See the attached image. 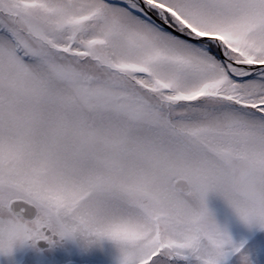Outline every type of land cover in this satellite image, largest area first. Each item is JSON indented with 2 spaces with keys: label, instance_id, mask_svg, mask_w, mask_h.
<instances>
[{
  "label": "snow or ice",
  "instance_id": "snow-or-ice-1",
  "mask_svg": "<svg viewBox=\"0 0 264 264\" xmlns=\"http://www.w3.org/2000/svg\"><path fill=\"white\" fill-rule=\"evenodd\" d=\"M211 194L264 231V0H0V256L252 264Z\"/></svg>",
  "mask_w": 264,
  "mask_h": 264
},
{
  "label": "rangeland",
  "instance_id": "rangeland-1",
  "mask_svg": "<svg viewBox=\"0 0 264 264\" xmlns=\"http://www.w3.org/2000/svg\"><path fill=\"white\" fill-rule=\"evenodd\" d=\"M209 208L215 214L218 223L227 228L237 245L243 244L244 253L247 254L252 264H264V231L250 228L239 220L222 197L211 194ZM79 261L72 264H115L116 253L110 244L97 248L90 253L81 254L77 246ZM0 264H11L8 257L0 256ZM52 264V263H51ZM183 264V262H181ZM230 264H241L240 256H234Z\"/></svg>",
  "mask_w": 264,
  "mask_h": 264
},
{
  "label": "flooded vegetation",
  "instance_id": "flooded-vegetation-1",
  "mask_svg": "<svg viewBox=\"0 0 264 264\" xmlns=\"http://www.w3.org/2000/svg\"><path fill=\"white\" fill-rule=\"evenodd\" d=\"M41 249H47V245L44 242H41ZM67 249H70L73 252L74 256H78L77 245L74 243H69L65 246ZM64 250H57L58 254L62 253ZM11 264H51L52 263V254L47 253H37L31 248H20L18 249L14 256L9 258ZM79 261L77 258H72V262Z\"/></svg>",
  "mask_w": 264,
  "mask_h": 264
}]
</instances>
